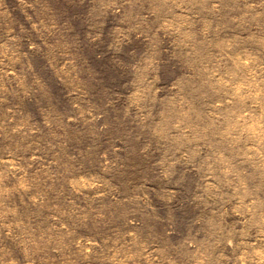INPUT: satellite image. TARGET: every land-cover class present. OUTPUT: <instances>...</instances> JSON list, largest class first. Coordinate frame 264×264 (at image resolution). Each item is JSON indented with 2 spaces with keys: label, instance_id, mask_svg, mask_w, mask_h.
Masks as SVG:
<instances>
[{
  "label": "rangeland",
  "instance_id": "1",
  "mask_svg": "<svg viewBox=\"0 0 264 264\" xmlns=\"http://www.w3.org/2000/svg\"><path fill=\"white\" fill-rule=\"evenodd\" d=\"M0 264H264V0H0Z\"/></svg>",
  "mask_w": 264,
  "mask_h": 264
}]
</instances>
